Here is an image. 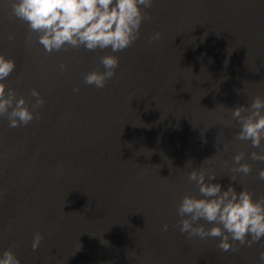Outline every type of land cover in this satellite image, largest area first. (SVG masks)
<instances>
[{"label": "water", "instance_id": "95a60500", "mask_svg": "<svg viewBox=\"0 0 264 264\" xmlns=\"http://www.w3.org/2000/svg\"><path fill=\"white\" fill-rule=\"evenodd\" d=\"M146 11L121 52L47 53L0 0V54L16 62L3 82L45 100L27 126L0 117V252L11 247L21 264H259L264 238L225 252L220 238L181 233L177 209L185 194L201 198L189 160L224 189L235 175L238 191L264 195V163L224 108L264 97V0H153ZM105 54L119 58L115 75L85 84ZM239 152L247 177L231 170Z\"/></svg>", "mask_w": 264, "mask_h": 264}, {"label": "clouds", "instance_id": "9594fccd", "mask_svg": "<svg viewBox=\"0 0 264 264\" xmlns=\"http://www.w3.org/2000/svg\"><path fill=\"white\" fill-rule=\"evenodd\" d=\"M14 17L25 22L29 29L28 42L33 34L36 41L47 53L67 52L70 48L83 47L88 51L111 49L112 53L121 52L139 39L141 25L149 19L146 9L151 8L153 0H8ZM161 33L156 32L151 39L158 40ZM14 36L9 35V40ZM103 71L99 69L87 72L84 83L98 89L115 75L119 66L116 55L105 54L99 57ZM14 59L0 54V117H6L10 128L27 126L37 118L38 110L45 104L40 92L33 88L30 96L33 101L17 94L16 89L8 87L5 81L15 70ZM62 71L66 65L60 64ZM79 92V88L74 89ZM225 110L231 113L230 120L239 124L240 130L235 139L250 142L254 149L249 158L264 163V97L255 96L248 105L241 104ZM255 149H259L256 151ZM227 151V145H225ZM208 158L206 160H210ZM232 172L247 177L252 173V165L245 161V153L239 152L233 158ZM192 170L188 180L195 184L201 198L185 194L177 212L181 233L188 237L220 238L217 247L222 251H238L240 246H249L264 238V195L254 199V193L246 187L238 191L234 175L226 189L220 183H214L217 173L207 168L192 167V161L186 164ZM258 179L264 181V167L258 171ZM201 220L212 224L206 228ZM164 230L168 225L163 226ZM42 235L35 233L32 248H39ZM107 242V241H106ZM80 248V244H79ZM79 248L77 250H79ZM264 264V251L258 258ZM0 264H21L20 258L8 248L0 252Z\"/></svg>", "mask_w": 264, "mask_h": 264}]
</instances>
